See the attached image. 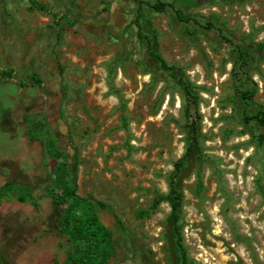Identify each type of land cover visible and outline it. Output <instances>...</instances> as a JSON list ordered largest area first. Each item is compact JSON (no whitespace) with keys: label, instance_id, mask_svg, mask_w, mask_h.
<instances>
[{"label":"rangeland","instance_id":"374dc122","mask_svg":"<svg viewBox=\"0 0 264 264\" xmlns=\"http://www.w3.org/2000/svg\"><path fill=\"white\" fill-rule=\"evenodd\" d=\"M32 1L0 0V264H64L49 137L78 159L77 194L103 204L109 264H183L160 197L188 142L174 178L188 263L264 264L263 129L242 118L264 110V0H161L187 23L154 0ZM26 188L34 205L15 201Z\"/></svg>","mask_w":264,"mask_h":264},{"label":"trees","instance_id":"16d2710c","mask_svg":"<svg viewBox=\"0 0 264 264\" xmlns=\"http://www.w3.org/2000/svg\"><path fill=\"white\" fill-rule=\"evenodd\" d=\"M134 1L138 6L141 4L139 0ZM167 7L173 9L178 20L185 23L189 21L190 18L185 17L181 10L175 9L170 3H165L161 0H154L151 5V8L157 13L164 12ZM232 46L234 47V45ZM239 54L242 53L239 51ZM153 56L158 60L162 68L167 67L161 56L157 54H154ZM241 59H243V57H241ZM241 63L243 66L247 64L244 59ZM243 66H241V68H243ZM32 78L36 83L40 82L36 76H32ZM107 86L109 90L112 91L113 86L111 82H108ZM185 91H187V89ZM253 95L254 92L249 90H240L238 92L239 99L245 102L246 100L251 101ZM185 112L187 113L186 110ZM242 118L245 122L254 121L263 129V132L256 136V141L257 143L264 145V110L258 109L249 116L243 112ZM37 136L38 135L34 134L31 137ZM43 143L44 156L54 160L51 170L48 173V182L44 186V190L46 195L52 200V203L58 209L59 216H57L55 224L59 233L65 236V241L68 243V248L65 251L64 264H109V260L117 256L119 240L115 237L114 231L100 221L97 209L99 206H103V204L100 201L95 200L92 196L83 197L77 194L75 177L78 159L75 154L73 156V161L69 164L67 161H64L62 152L57 147V141L54 137L44 139ZM193 151L194 144L188 142L184 155L173 164L174 171L170 173L166 180L168 186L167 194L160 197L169 204L170 212L166 217V221L181 250L183 264L189 263L180 241L181 226L178 222L182 207L181 181L180 178H178V181L176 182L174 178L175 173L179 172V169L183 165V159L192 156ZM4 186L6 187V183ZM19 189L21 190L22 188ZM24 190H27V193L23 191L20 192L15 197V201L34 205V202L30 200L28 193L31 189L26 188ZM256 191L261 194L264 203V189L260 184V180H257L256 182ZM8 192H10V189ZM8 192L0 193V202L5 200L3 197H7ZM27 200L29 202H26Z\"/></svg>","mask_w":264,"mask_h":264},{"label":"crops","instance_id":"0c3cea01","mask_svg":"<svg viewBox=\"0 0 264 264\" xmlns=\"http://www.w3.org/2000/svg\"><path fill=\"white\" fill-rule=\"evenodd\" d=\"M41 18H43V19H47V17H44V16H42ZM36 20V19H35ZM37 23L38 24H35V26H38V25H40V26H43V27H45L46 25H48V24H52L53 22H48V23H46V24H42L40 21H38L37 20ZM57 23V22H56ZM1 24V23H0ZM31 26V25H30ZM74 26L72 25V27H66V28H64V29H62L63 31H62V33L65 35V38H66V41H68L69 40V37H70V35H69V33L71 32L70 30H69V28H73ZM72 30V29H71ZM62 33H60V35L62 34ZM52 41L54 42V40L52 39ZM60 41V39L58 40V42ZM58 45L59 44H57V46H56V50L57 49H59V50H57L56 52H61V51H64V45H61V47H58ZM61 48V49H60ZM11 51V50H10ZM68 52V51H67ZM15 54L14 52H6L5 54ZM69 54H77L76 52H73V53H71V52H68ZM67 53V54H68ZM43 54V53H42ZM58 54H60V53H58ZM30 88H32L33 89V92H35V88H33V87H30ZM29 88V89H30Z\"/></svg>","mask_w":264,"mask_h":264}]
</instances>
